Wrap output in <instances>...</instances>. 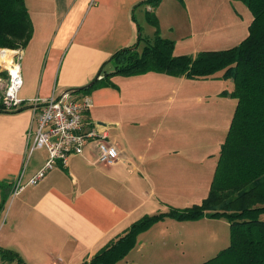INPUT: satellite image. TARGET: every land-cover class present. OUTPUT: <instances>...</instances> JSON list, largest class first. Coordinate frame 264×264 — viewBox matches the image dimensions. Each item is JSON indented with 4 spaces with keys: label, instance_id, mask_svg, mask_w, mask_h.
I'll use <instances>...</instances> for the list:
<instances>
[{
    "label": "crops",
    "instance_id": "1",
    "mask_svg": "<svg viewBox=\"0 0 264 264\" xmlns=\"http://www.w3.org/2000/svg\"><path fill=\"white\" fill-rule=\"evenodd\" d=\"M145 1L25 0L34 34L24 49L21 98L66 92L89 98L86 120L106 127L119 151L115 164H100L90 145L66 168L59 165L27 185L49 153L30 152L28 107L0 114V248L19 253L26 264H83L144 216L184 209L209 195L218 158L209 170L211 153L202 141L218 134L226 139L237 106L225 95L233 91L231 80L147 73L95 86L114 71L116 53L140 39L139 50L145 46L152 11L141 5ZM233 1L244 17L231 12ZM248 11L241 0H162L155 15L160 36L175 42L174 55L196 56L237 40L240 45L253 21ZM215 33L223 37L213 38ZM207 124H215L211 137ZM199 141L194 154L191 145ZM19 178L26 186L13 198ZM228 229L224 219H166L141 234L118 264L204 262L230 245Z\"/></svg>",
    "mask_w": 264,
    "mask_h": 264
},
{
    "label": "trees",
    "instance_id": "2",
    "mask_svg": "<svg viewBox=\"0 0 264 264\" xmlns=\"http://www.w3.org/2000/svg\"><path fill=\"white\" fill-rule=\"evenodd\" d=\"M241 1L253 17L247 38L234 48L203 51L196 56H175V42L160 36L155 10L162 0H146L141 4L152 8L147 21L155 29L154 39L142 50H139L143 41L140 39L139 44L116 53L112 57L114 71L95 86L112 85L114 76L147 73L190 80L219 78L233 82L232 93L225 95L235 99L237 106L208 197L190 208L170 207L166 213L144 216L83 264L120 263L136 247L141 234L166 219L182 223L205 218L229 223L230 245L200 264H264V0ZM33 34L25 0H0V48L25 49ZM21 109L24 108L7 110L0 91V114ZM0 261L26 264L19 253L3 248H0Z\"/></svg>",
    "mask_w": 264,
    "mask_h": 264
},
{
    "label": "built area",
    "instance_id": "3",
    "mask_svg": "<svg viewBox=\"0 0 264 264\" xmlns=\"http://www.w3.org/2000/svg\"><path fill=\"white\" fill-rule=\"evenodd\" d=\"M23 58L22 48H0V71L7 74L3 104L7 110L25 107L31 110L33 127L27 134L30 152L44 149L49 153V160L44 168L27 185H36L59 165L66 168L72 157L83 155L86 148L93 144L97 149L98 163L115 164L119 159V151L109 141L108 129L85 118L86 112L92 107L89 98H77L70 92L53 95L48 99L21 98L24 86ZM25 186L22 178L17 179L11 197L19 195Z\"/></svg>",
    "mask_w": 264,
    "mask_h": 264
},
{
    "label": "rangeland",
    "instance_id": "4",
    "mask_svg": "<svg viewBox=\"0 0 264 264\" xmlns=\"http://www.w3.org/2000/svg\"><path fill=\"white\" fill-rule=\"evenodd\" d=\"M234 2V5H233V7L231 8V12L237 17V16H239L237 13H239L240 15H242L243 17H244V12L243 11H241L238 7H239V5H240V3H236L235 1H233ZM245 6H246V8H248L247 7V5L245 4ZM149 8H151V7H149ZM239 9V11L237 12L235 9ZM152 9V8H151ZM249 10V9H248ZM248 12H250V11H248ZM250 14V16H252L251 15V12L249 13ZM226 25L227 26H229V28H228V30L232 27V22L231 21H228L227 23H226ZM147 27V29L145 30V32H144V35H145V38H146V41H145V44L147 43V42H152V40H153V38H154V28L152 27V26H150V25H146ZM227 30V31H228ZM224 33H227V32H224ZM215 36H213V38H222L223 37V35L222 34H220V33H215L214 34ZM150 37V38H149ZM212 37V36H211ZM243 41V40H242ZM239 42H238V40L236 41V43L235 44H230V45H225V46H223L222 48H221V46L222 45H218L219 46V48H217L216 50L217 51H220V50H227V49H231V48H233V47H235V46H237V45H239L238 44ZM242 43V42H241ZM144 47H142L140 50H142ZM5 49H10V48H5ZM11 50H16V49H11ZM7 74H5V72H3V71H0V91L2 92V94H3V92L5 91V87H6V84H7ZM228 84V83H227ZM75 95V94H74ZM229 97V96H228ZM229 98H231V97H229ZM229 98H225V102L227 103V102H229L228 100H230ZM191 117H193V115L191 116ZM209 118H211V117H209ZM207 120H211V119H207ZM208 126H209V131H207L208 133H209V137H211V132L214 130L213 128H214V126H215V124H207ZM219 128H222V126H219ZM219 137H220V134H218L217 135V137L215 138V140L214 141H212L211 139H209V140H204V141H202L203 142V147H205V148H208L209 149V151H210V157H209V160H210V162L211 163H209V165H208V163L206 162L205 163V166L210 170V168H211V165H212V169H213V160H214V157L215 158H219V154H220V151H221V148H222V145H223V140H225V138H222V139H219ZM199 145H200V141L199 142H195L194 144H193V146L191 145V147H192V149H193V153L194 154H196L197 152H198V150H199ZM214 173V172H213ZM214 175V174H213ZM209 186H211V180H210V178H209ZM201 202H202V199L199 201V202H195V203H193V204H190V205H184L183 207H185V208H190V207H192V206H194V205H199V204H201ZM184 208V209H185ZM178 209H180V208H178ZM169 211V209H167V210H157L156 212H153L152 214H149V215H155V214H159V213H166V212H168ZM262 218H264V215L262 216ZM142 219V218H141ZM262 221H264V220H262ZM134 224V223H133ZM132 224V225H133ZM131 227V226H130ZM129 227V228H130ZM182 227H179V229H181ZM186 230H189V229H186ZM228 232H229V237H228V239H229V241H230V229H228ZM194 257H195V255H194ZM203 261H201V260H197V259H193L189 264H200V263H202ZM205 262V261H204Z\"/></svg>",
    "mask_w": 264,
    "mask_h": 264
}]
</instances>
